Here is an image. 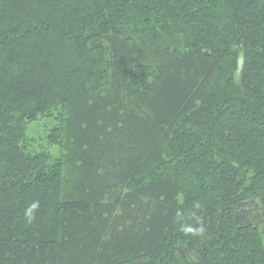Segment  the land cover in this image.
Wrapping results in <instances>:
<instances>
[{
	"label": "trees",
	"instance_id": "obj_1",
	"mask_svg": "<svg viewBox=\"0 0 264 264\" xmlns=\"http://www.w3.org/2000/svg\"><path fill=\"white\" fill-rule=\"evenodd\" d=\"M0 264H264V0H0Z\"/></svg>",
	"mask_w": 264,
	"mask_h": 264
},
{
	"label": "rangeland",
	"instance_id": "obj_2",
	"mask_svg": "<svg viewBox=\"0 0 264 264\" xmlns=\"http://www.w3.org/2000/svg\"><path fill=\"white\" fill-rule=\"evenodd\" d=\"M52 120L49 118H39L27 128V137L30 138L33 147L46 149L45 137L49 130ZM49 151L57 152L56 148H48Z\"/></svg>",
	"mask_w": 264,
	"mask_h": 264
},
{
	"label": "clouds",
	"instance_id": "obj_3",
	"mask_svg": "<svg viewBox=\"0 0 264 264\" xmlns=\"http://www.w3.org/2000/svg\"><path fill=\"white\" fill-rule=\"evenodd\" d=\"M39 208V202L33 201L30 206L26 210V216L29 222H31L34 219V212L36 209Z\"/></svg>",
	"mask_w": 264,
	"mask_h": 264
}]
</instances>
